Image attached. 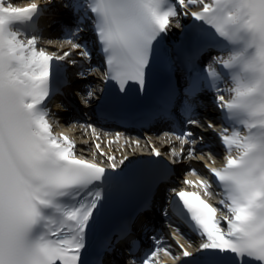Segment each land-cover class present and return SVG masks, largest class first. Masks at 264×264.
<instances>
[{"label": "snow or ice", "instance_id": "6c2138e0", "mask_svg": "<svg viewBox=\"0 0 264 264\" xmlns=\"http://www.w3.org/2000/svg\"><path fill=\"white\" fill-rule=\"evenodd\" d=\"M55 7L54 0H32L26 7L0 0V264H105V257L132 234L128 222L115 233L97 232L105 205L127 186L129 158L117 160L96 143L106 160L97 162V153L89 160L76 154L68 135L53 132L47 105L67 84L69 65L79 69L80 79L101 71V100L109 85L118 96L131 89L144 95L154 67L169 74L168 87L137 122L163 119L171 124L164 135L180 143L179 150L170 149L172 165L194 160L198 153L215 164L211 150L205 153L206 137L192 130L217 126L210 117L204 118L206 127L201 122L199 95L211 93L218 112L223 166L206 164L211 178L189 169L186 175L197 179L182 181L199 186L203 196L161 189L165 203L160 215L173 230L178 254L156 237L150 252L134 258L132 240L127 264H160L161 252L174 264H264V0H62L60 7L71 14L73 24L61 25L59 41H44L39 20ZM189 15L192 23L182 25L181 17ZM173 24L183 28L178 50L182 87L171 82L176 64L165 52ZM87 31L93 33L92 41L83 40L81 33ZM42 41L69 50L49 51L38 47ZM208 48L220 54L202 66ZM93 49L102 65L91 63ZM87 87L86 96L78 94L91 106L93 92ZM96 108L100 119L115 117L100 104ZM81 127L99 139L93 124ZM150 148L153 157L163 155L154 145ZM151 163L159 166L160 188L175 169L159 159ZM214 196L219 206L209 202ZM152 210L153 201L146 199L142 211ZM170 214L180 223H173Z\"/></svg>", "mask_w": 264, "mask_h": 264}, {"label": "bare ground", "instance_id": "6f19581e", "mask_svg": "<svg viewBox=\"0 0 264 264\" xmlns=\"http://www.w3.org/2000/svg\"><path fill=\"white\" fill-rule=\"evenodd\" d=\"M32 2L31 0H12V3L14 6L16 7H26L27 6V3H30ZM41 2L43 3V0H41ZM47 18V17H45ZM68 21H70V25L73 24V18L72 16L70 15L69 18H67V23ZM177 35V31H175V29L173 27L170 28V31H169V34H168V38L172 39L173 37H175ZM81 36L83 38V40H87V41H90V31H87V32H83L81 33ZM58 38V35L57 36H54V37H49V38H44V41H47V40H52V41H56L55 39ZM39 47H42V48H45L46 50H49V51H57V50H60V51H68L69 50V47L67 45H64L63 48H61L60 44L59 43H52V44H49V43H46V42H41L38 44ZM91 47V45H90ZM75 55V54H74ZM94 49H93V58H92V61H94L95 57H94ZM77 59H80L79 56H77ZM82 63H84V65L87 63L85 61H82ZM75 71L74 69V66H68V72L67 74H72L73 72ZM69 75V76H70ZM93 106V105H92ZM75 135V134H73ZM85 139H88V140H83V143L82 144H75L76 145V154L78 156H84L86 157L87 159L89 160H92L93 159V154L94 153H97L95 159L97 162H99L100 160H106V157H101L99 156L98 154V151L97 149L95 148V144L96 143H99L100 144V148L103 150L104 153L108 154V155H115L116 159L117 160H120V159H123L125 156H127L129 158V161H134L138 158H144L146 156H150V153H151V148L149 145V143H145L142 148H147V149H140V147H134L132 145H123V144H120L118 141H115V140H108V139H99V140H93L92 138H88L86 137ZM155 146V144H154ZM156 147V146H155ZM82 149H86V151H82ZM130 163H127V166ZM103 166L107 167V164L105 163ZM174 175L172 174L168 183L169 184H164L162 186H160V188L157 189L156 193H155V200H159L160 202H163L164 200L161 199V189L162 188H175L176 190H179L181 188H188L187 185H184L182 183V181L184 179H189V180H192V181H195L197 179V177H194L193 175H186V172L189 170V169H195L197 171V173L200 174L201 177H209V174H208V169L205 168V166H201L192 162V160H185L183 161L182 163L180 164H177V165H174ZM178 173L175 175V173ZM180 172H183V176H179V173ZM175 176V177H174ZM197 188V186H194ZM165 195H171L173 193H168V192H165L164 193ZM187 247V245H186ZM188 250H195V248H188Z\"/></svg>", "mask_w": 264, "mask_h": 264}, {"label": "rangeland", "instance_id": "374dc122", "mask_svg": "<svg viewBox=\"0 0 264 264\" xmlns=\"http://www.w3.org/2000/svg\"><path fill=\"white\" fill-rule=\"evenodd\" d=\"M54 3H55V5H56V9H58V11H59V17H60V19H62V20H64L65 22H66V20H67V18H69L70 17V14L67 12V11H65L64 9H62L61 7H60V5L59 4H57V2H55L54 1ZM70 21H68V26L70 25V23H69ZM72 26V25H71ZM38 47H39V45H38ZM176 174H177V172H176ZM183 175V172L181 173L180 172V174H179V176H180V178H181V176ZM175 177V176H174ZM166 188V187H165Z\"/></svg>", "mask_w": 264, "mask_h": 264}]
</instances>
